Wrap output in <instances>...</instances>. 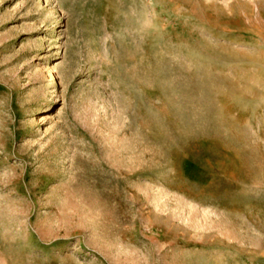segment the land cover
Instances as JSON below:
<instances>
[{
	"label": "rangeland",
	"instance_id": "374dc122",
	"mask_svg": "<svg viewBox=\"0 0 264 264\" xmlns=\"http://www.w3.org/2000/svg\"><path fill=\"white\" fill-rule=\"evenodd\" d=\"M0 264H264V0H0Z\"/></svg>",
	"mask_w": 264,
	"mask_h": 264
},
{
	"label": "bare ground",
	"instance_id": "6f19581e",
	"mask_svg": "<svg viewBox=\"0 0 264 264\" xmlns=\"http://www.w3.org/2000/svg\"><path fill=\"white\" fill-rule=\"evenodd\" d=\"M57 72H58V70H57L56 67L54 66V67H53V70H52V73L55 74V73H57Z\"/></svg>",
	"mask_w": 264,
	"mask_h": 264
}]
</instances>
